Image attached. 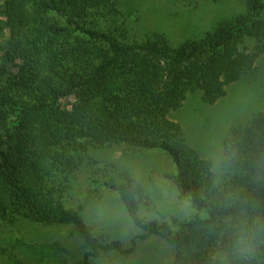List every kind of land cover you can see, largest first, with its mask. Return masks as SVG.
<instances>
[{"label": "trees", "instance_id": "trees-1", "mask_svg": "<svg viewBox=\"0 0 264 264\" xmlns=\"http://www.w3.org/2000/svg\"><path fill=\"white\" fill-rule=\"evenodd\" d=\"M245 2L246 13L173 45L160 32L133 38L120 0H3L0 219L72 226L87 248L77 264L131 254L138 240L152 236L175 247L168 264H214L218 253L224 264H256L264 256V113L230 128L218 168L170 117L192 92L214 104L264 55V0ZM122 144L159 149L176 164L167 177L198 210L179 231L140 218L142 186L127 174L113 176L90 153ZM86 167L93 168L92 183L119 194L143 230L131 248L96 236L67 206ZM240 235L245 244L238 246Z\"/></svg>", "mask_w": 264, "mask_h": 264}, {"label": "rangeland", "instance_id": "rangeland-1", "mask_svg": "<svg viewBox=\"0 0 264 264\" xmlns=\"http://www.w3.org/2000/svg\"><path fill=\"white\" fill-rule=\"evenodd\" d=\"M2 3L0 0V12ZM120 8L133 38L144 40L160 32L173 45L200 38L223 21L247 12L245 0H120ZM256 112L264 113V55L249 73L228 85L226 94L214 104L205 103L200 91L192 92L170 117L182 126L187 143L218 168L222 143L230 128L245 123ZM90 153L99 165H110L113 176L127 174L142 186L146 199L138 211L140 218L167 222L177 232L181 223L198 213L167 177L177 173V166L167 153L125 144L93 148ZM92 169H83L73 182L66 204L81 212L96 236L120 241L124 248H131L143 230L135 224L116 191L92 183ZM200 215L207 216L204 211ZM55 243L69 251L58 250ZM86 252L83 240L72 226H45L22 218L0 219V264H77ZM175 252L172 244L152 236L138 240L131 254L104 253L91 264H168ZM256 264H264V256Z\"/></svg>", "mask_w": 264, "mask_h": 264}, {"label": "clouds", "instance_id": "clouds-1", "mask_svg": "<svg viewBox=\"0 0 264 264\" xmlns=\"http://www.w3.org/2000/svg\"><path fill=\"white\" fill-rule=\"evenodd\" d=\"M243 244H245V237H244V235H240L237 238V245L239 246V245H243ZM249 246H251L250 243H249ZM218 258L220 259V264H224L223 256L219 253L213 257L214 264Z\"/></svg>", "mask_w": 264, "mask_h": 264}]
</instances>
